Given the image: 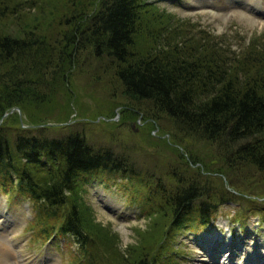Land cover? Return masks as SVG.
<instances>
[{"label": "trees", "instance_id": "16d2710c", "mask_svg": "<svg viewBox=\"0 0 264 264\" xmlns=\"http://www.w3.org/2000/svg\"><path fill=\"white\" fill-rule=\"evenodd\" d=\"M20 3L0 0V118L11 107L26 110L41 104L63 68L86 50L108 60L111 77L128 102L142 104L152 119H170L173 136L182 132L215 142L226 169L222 177L219 163L204 168L177 149L175 168L166 174L177 178L168 188L161 179L151 184L154 176L135 168L129 154L97 146L81 131L70 129L63 135H51L45 127L13 131L3 117L0 188L15 186L35 203L34 211L43 217V233L48 223L61 218L56 220L58 228L53 223L51 227L74 237L81 264H159L143 243L157 232V223L160 227L169 218V229L180 230L195 212L204 225L218 204L236 202L242 196L237 193L244 192L230 171L251 167L264 171L263 44L253 39L239 52L229 51L203 29L193 32L189 21L186 28L180 26V20L159 12L152 0L78 1L72 10L52 9L53 16L49 9L44 17L48 24L39 29L32 24L11 33L4 24L22 8ZM62 24L67 27L62 35L50 34L53 25ZM101 169L150 179L143 201L147 214L153 211L157 217L143 230L138 249L129 246L125 254L113 246L115 235L88 218L79 201V176ZM65 204L67 209L62 208ZM104 239L112 246L102 244Z\"/></svg>", "mask_w": 264, "mask_h": 264}, {"label": "rangeland", "instance_id": "374dc122", "mask_svg": "<svg viewBox=\"0 0 264 264\" xmlns=\"http://www.w3.org/2000/svg\"><path fill=\"white\" fill-rule=\"evenodd\" d=\"M30 1L35 4L19 0L22 8L14 10L5 21L6 31L13 33L32 24L39 29L46 22L44 17L49 9L51 12L52 9L64 11L63 7L72 10L75 3L85 0ZM152 2L159 12L180 20V26L186 28V20L189 21L193 32L203 29L229 51L237 53L253 39L264 46V0ZM52 27L50 34L59 36L67 28L64 24ZM111 68L105 58H94L86 50L78 53L72 66L64 67L55 78L53 92L43 96L41 104H31L27 111L17 106L19 114L15 109L10 111L4 117V124L13 131L35 132L45 127L51 135H63L70 129L81 131L97 146L129 154L135 168L154 176L151 180L138 175L121 177L117 171L104 169L79 176L82 179L79 201L88 218L115 235L111 239L113 246L125 254L129 246L138 249L143 230L157 217L153 211L147 214L148 207L143 201L148 181L156 183L161 179L160 183H169V188L177 178L166 175L175 168L172 162L178 158L177 149L185 157L193 156L204 168L219 163L222 177L226 169L215 142L182 132L173 136L170 119L164 116L152 119L143 112L142 104L128 102L121 87L113 81ZM230 175L235 182L242 183L239 188L244 192L237 193L242 196L236 202L218 204L210 221L202 225L194 212L180 230L171 226L169 229V218L160 227L158 223L154 226L157 232L143 243L144 248L150 249L149 254L159 258V264L163 259L165 264H264V171L251 167L230 171ZM221 176L216 177L221 179ZM224 182L227 183L226 176ZM250 199L258 205H249ZM34 206L26 195L16 192L15 186L0 188L3 220L0 221V264H81L74 237L51 227L53 223L58 228L61 218H54L43 233L40 231L43 217L34 211ZM242 210L247 212L242 214ZM101 243L111 244L105 239Z\"/></svg>", "mask_w": 264, "mask_h": 264}, {"label": "water", "instance_id": "95a60500", "mask_svg": "<svg viewBox=\"0 0 264 264\" xmlns=\"http://www.w3.org/2000/svg\"><path fill=\"white\" fill-rule=\"evenodd\" d=\"M17 110L18 111V114H19V108L17 107V106H15V107H11V108H9V110L8 111H5V112H3L1 115V118H0V120L3 118V117H5V116H7V114L10 112V111H12V110Z\"/></svg>", "mask_w": 264, "mask_h": 264}]
</instances>
